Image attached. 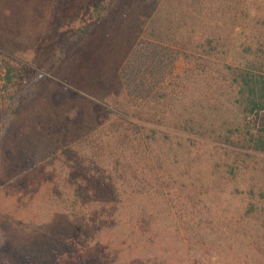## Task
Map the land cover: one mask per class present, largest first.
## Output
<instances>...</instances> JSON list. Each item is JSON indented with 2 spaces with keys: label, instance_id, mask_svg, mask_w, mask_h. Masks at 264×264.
I'll list each match as a JSON object with an SVG mask.
<instances>
[{
  "label": "rangeland",
  "instance_id": "374dc122",
  "mask_svg": "<svg viewBox=\"0 0 264 264\" xmlns=\"http://www.w3.org/2000/svg\"><path fill=\"white\" fill-rule=\"evenodd\" d=\"M98 1L0 0V264H23L30 258L76 264L108 248H122L118 257L128 259L139 254L131 249L135 244L145 248L148 264H191L179 222L162 213L141 216V208L151 211L147 201L132 198L123 206L76 208L85 225L57 204L58 189L72 193L81 184L79 179L70 181L72 154L63 152L70 145L83 150L89 145L81 138H62L59 131L60 141L53 143L57 135L50 116L73 101L72 92L98 101L96 97L120 90L123 64L133 53L147 51L153 63L163 64V87L178 97L167 109L153 106L168 112L187 109L194 114L195 125H219L227 116L226 122L232 121L225 104L236 91L230 69L246 66L252 50L258 48L264 24L253 16L255 9L249 12L245 6L264 0H128L121 6V0H106L103 23L93 11ZM250 16L255 21L250 23ZM175 32L181 34L178 41L169 42L167 36ZM122 82L126 97L142 90L154 95L162 86L135 81L128 87ZM204 97L223 101L211 104ZM138 104L139 100L128 105ZM209 110L215 113L200 116ZM175 114L174 118L181 117ZM186 154L184 144H175L167 153L168 165L159 169L152 161V173L167 170L187 189L209 186V172L186 176L192 168L185 167ZM97 155L85 161L95 167L91 184L102 175L101 168L112 167L115 158L109 153ZM106 172L107 181L108 175L119 174L114 168ZM98 182L94 186H102ZM131 211L139 215L137 222L128 221ZM132 226L136 233H131Z\"/></svg>",
  "mask_w": 264,
  "mask_h": 264
},
{
  "label": "trees",
  "instance_id": "16d2710c",
  "mask_svg": "<svg viewBox=\"0 0 264 264\" xmlns=\"http://www.w3.org/2000/svg\"><path fill=\"white\" fill-rule=\"evenodd\" d=\"M126 1L121 0L118 5ZM146 1L149 0H136L138 3ZM107 3L100 0L93 5L99 23L106 21ZM248 4H245L246 9L249 12L255 9L253 16L264 22V1ZM249 21L251 23L255 18L250 16ZM261 26V38L256 41L258 48L250 54L252 58L245 67L230 69L236 91L225 104L229 114L233 115L232 121L226 122L227 116L219 125H195L191 120L194 114L188 113L187 109L183 112L170 109L168 112L153 106L161 105L167 109V105L177 102L178 97L169 95L163 87V64L159 60L153 63L151 53L147 51L133 53L123 64L119 76L120 90L96 97L98 101L87 100L72 92L70 98L73 101L56 108L50 117L54 118L52 123L56 135L59 131L62 138H81L89 149L70 145L63 152L72 154L69 169L75 180L70 177V181L74 184L79 179L81 184H77L72 193L58 189L54 199L57 204L69 209L71 217L80 224L84 222L76 208L90 209L96 204L123 206L126 201L138 198L151 206V211L141 208V216L147 213L153 217L162 213L179 222L191 264H264V24ZM180 35L175 32L167 36L168 41H178L175 39ZM189 40L187 36L186 41ZM142 60L145 62L141 63ZM122 81H126L128 87L135 81L143 86L149 83L162 86L154 95L142 90L135 96L130 94L126 97L123 96ZM78 99H84L86 104ZM203 99L211 104H222L223 101L219 97ZM138 100L139 107L128 105L130 101L137 103ZM175 113L181 117L174 118ZM213 113L201 111L200 116ZM55 141H60L59 134L52 142ZM110 144L111 148L108 147ZM175 144H184L185 151L187 149L185 167H192L190 171L194 172L186 171V176L210 173L208 188L203 184L193 186V189L184 188V185L176 183V176L166 174L167 170L160 173L161 177L156 172L152 173L153 162L156 161L159 169L168 165L167 153ZM89 151L91 154L86 155ZM100 152L115 157L112 167L107 169L114 168L119 174L115 177L108 175L107 181V169L101 168L102 175L96 180L102 186L97 187L94 185L99 182L95 179L92 184L89 182L95 176L91 173L93 166L86 165L85 161L89 162ZM191 183L195 185L194 180ZM209 187L214 189L211 193H208ZM126 217L131 221L138 219L139 215L131 211ZM90 222L95 226V220ZM130 230L136 233L135 226ZM131 249L138 250L139 254L121 259L118 253L122 248H108L76 264H148L145 248L135 244ZM23 264L50 263L30 258Z\"/></svg>",
  "mask_w": 264,
  "mask_h": 264
}]
</instances>
